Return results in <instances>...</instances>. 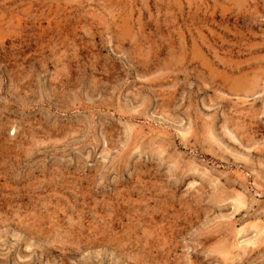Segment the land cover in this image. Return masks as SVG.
I'll use <instances>...</instances> for the list:
<instances>
[{
  "label": "rangeland",
  "instance_id": "rangeland-1",
  "mask_svg": "<svg viewBox=\"0 0 264 264\" xmlns=\"http://www.w3.org/2000/svg\"><path fill=\"white\" fill-rule=\"evenodd\" d=\"M0 264H264V0H0Z\"/></svg>",
  "mask_w": 264,
  "mask_h": 264
},
{
  "label": "bare ground",
  "instance_id": "bare-ground-1",
  "mask_svg": "<svg viewBox=\"0 0 264 264\" xmlns=\"http://www.w3.org/2000/svg\"><path fill=\"white\" fill-rule=\"evenodd\" d=\"M234 86V85H233ZM239 89H241V88H239Z\"/></svg>",
  "mask_w": 264,
  "mask_h": 264
}]
</instances>
